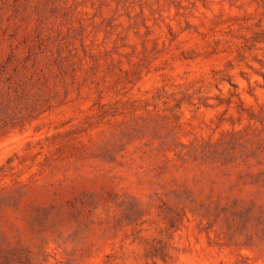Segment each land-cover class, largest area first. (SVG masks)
Here are the masks:
<instances>
[{"label":"rangeland","instance_id":"374dc122","mask_svg":"<svg viewBox=\"0 0 264 264\" xmlns=\"http://www.w3.org/2000/svg\"><path fill=\"white\" fill-rule=\"evenodd\" d=\"M0 264H264V0H0Z\"/></svg>","mask_w":264,"mask_h":264}]
</instances>
